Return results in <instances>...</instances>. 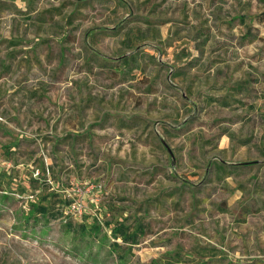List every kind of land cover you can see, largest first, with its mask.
<instances>
[{
    "label": "rangeland",
    "instance_id": "rangeland-1",
    "mask_svg": "<svg viewBox=\"0 0 264 264\" xmlns=\"http://www.w3.org/2000/svg\"><path fill=\"white\" fill-rule=\"evenodd\" d=\"M0 264H264V0H0Z\"/></svg>",
    "mask_w": 264,
    "mask_h": 264
},
{
    "label": "trees",
    "instance_id": "trees-1",
    "mask_svg": "<svg viewBox=\"0 0 264 264\" xmlns=\"http://www.w3.org/2000/svg\"><path fill=\"white\" fill-rule=\"evenodd\" d=\"M36 207V206H35ZM36 209L39 211L37 212L38 214H44L45 213V209L43 207H36ZM37 213H34L35 215ZM110 226L109 223H106V226ZM96 229V230H100V225L98 223H95L92 225L91 229ZM111 233H112V237L113 239H117V238H120L122 240L123 243H129V244H136V239H134L133 237H126V236H123V234L120 233L119 230L117 229H111ZM113 246L116 247V248H119L120 245L118 243H113Z\"/></svg>",
    "mask_w": 264,
    "mask_h": 264
}]
</instances>
